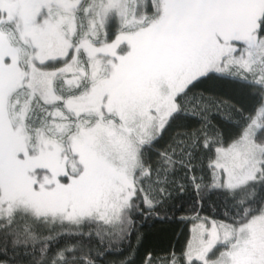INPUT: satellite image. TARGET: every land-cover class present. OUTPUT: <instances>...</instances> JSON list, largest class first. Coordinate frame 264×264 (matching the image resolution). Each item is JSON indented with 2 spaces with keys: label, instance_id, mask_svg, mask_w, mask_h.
<instances>
[{
  "label": "snow or ice",
  "instance_id": "obj_1",
  "mask_svg": "<svg viewBox=\"0 0 264 264\" xmlns=\"http://www.w3.org/2000/svg\"><path fill=\"white\" fill-rule=\"evenodd\" d=\"M0 264H264V0H0Z\"/></svg>",
  "mask_w": 264,
  "mask_h": 264
}]
</instances>
